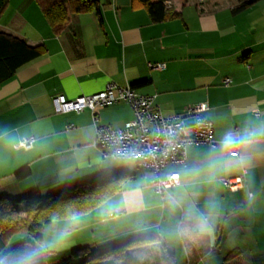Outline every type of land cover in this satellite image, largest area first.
Returning <instances> with one entry per match:
<instances>
[{
    "label": "crops",
    "instance_id": "0c3cea01",
    "mask_svg": "<svg viewBox=\"0 0 264 264\" xmlns=\"http://www.w3.org/2000/svg\"><path fill=\"white\" fill-rule=\"evenodd\" d=\"M98 1L102 22L96 13L75 15L60 33L36 0H9L0 17L1 34L44 48L0 86V198L33 192L46 198L128 173L121 191L86 215L108 214L100 219L111 229H98L102 242L157 237L156 245H168L175 260L187 255L188 264L191 256L196 264H224L237 253L246 264H264V0L238 13L246 0L173 1L158 24L133 0ZM142 81L149 84L137 93L156 95L167 117L207 103L205 116L219 142L193 145L185 164L169 165L163 176L178 173L181 184L164 195L151 186V172L95 146L98 128L134 120L129 104L94 114H58L53 106L57 96L74 100L110 83L124 88ZM227 136L234 143L224 142ZM30 138L31 148L16 147ZM24 167L31 176L19 180L15 173ZM238 177L244 182L238 191L223 184Z\"/></svg>",
    "mask_w": 264,
    "mask_h": 264
},
{
    "label": "trees",
    "instance_id": "16d2710c",
    "mask_svg": "<svg viewBox=\"0 0 264 264\" xmlns=\"http://www.w3.org/2000/svg\"><path fill=\"white\" fill-rule=\"evenodd\" d=\"M180 1L187 4L191 0H133V5L143 8L155 24L167 18V4ZM43 15L55 33H60L69 25L73 16L96 13L100 22L101 10L98 0H36ZM257 0H246L234 9L242 12ZM9 0H0V17L8 6ZM178 14L174 13L173 18ZM44 53L43 47H30L25 41L14 39L0 33V86L15 75L17 69ZM148 81L136 83L137 89L148 85ZM19 180L31 176V169L24 167L15 173ZM128 173L103 175L80 183L60 193L43 198L33 192L17 200L0 198V264H40L37 258V244L44 240L43 233L47 225L54 221L75 220L94 212L111 198L117 195L125 181L130 179ZM27 231L35 242H25L15 247L9 254H4L11 239ZM158 238H142L122 243L110 249L92 250L83 247L74 250L70 257L59 264H93L113 261L125 263L130 250L157 244ZM132 264H177L174 254L168 245L161 246V253L154 255L153 260ZM224 264H244V258L237 253Z\"/></svg>",
    "mask_w": 264,
    "mask_h": 264
},
{
    "label": "built area",
    "instance_id": "2783aa9c",
    "mask_svg": "<svg viewBox=\"0 0 264 264\" xmlns=\"http://www.w3.org/2000/svg\"><path fill=\"white\" fill-rule=\"evenodd\" d=\"M156 67L162 69L164 66ZM225 83L228 85L230 80L227 79ZM156 100V95L142 96L132 86L123 88L110 83L102 92L80 96L74 100L57 96L53 98V106L58 114L82 113L86 110L94 114L98 108L119 102L129 104L134 112V120L120 128H98L95 146L108 150L106 157L132 161L139 170L151 172V186L156 193L164 195L181 184L178 173L163 176L169 165L185 164L188 160V149L193 145L216 147L219 142L214 139V124L205 116L209 109L207 103L189 107L181 114L167 117L156 104ZM33 141V138L22 140L16 147L29 149ZM224 142L234 143L231 136H227ZM231 152L236 153L234 150ZM223 184L233 192L244 186L241 177L226 178Z\"/></svg>",
    "mask_w": 264,
    "mask_h": 264
},
{
    "label": "rangeland",
    "instance_id": "374dc122",
    "mask_svg": "<svg viewBox=\"0 0 264 264\" xmlns=\"http://www.w3.org/2000/svg\"><path fill=\"white\" fill-rule=\"evenodd\" d=\"M134 169L136 168L133 164L130 165ZM107 218V216H100L94 220L91 217H81L75 220H64V221H54L52 224L47 225L43 233L44 240L41 244H37V258L40 264H59L64 259L70 257L71 253L83 247H90L93 249H100L101 251L110 249L112 247L124 243L123 241L110 240L102 242V233L98 232V229L105 232V234L110 233V227L107 222H102L100 219ZM98 222V223H97ZM97 223V224H95ZM95 224V225H94ZM107 236V235H106ZM35 242L32 235L27 231L15 235L9 242L4 255L9 254L15 247L25 242ZM161 247L159 245H150L141 248H136L130 250L127 253V259L125 263L121 264H132L133 262L144 263L147 261H152L153 254L158 251ZM130 253V254H129ZM132 256V257H131ZM133 262H131V259ZM190 259V257H189ZM177 264H188V257L181 258L179 255L176 257ZM191 263L196 264V261L191 256ZM221 262L213 260V264H219ZM93 264H120L113 261L98 262ZM244 264L246 261L244 260Z\"/></svg>",
    "mask_w": 264,
    "mask_h": 264
}]
</instances>
